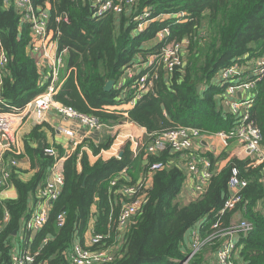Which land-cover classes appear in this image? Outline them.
I'll return each mask as SVG.
<instances>
[{"label":"trees","instance_id":"16d2710c","mask_svg":"<svg viewBox=\"0 0 264 264\" xmlns=\"http://www.w3.org/2000/svg\"><path fill=\"white\" fill-rule=\"evenodd\" d=\"M31 3L34 8L50 6L49 29L54 32L58 49L68 51V64L76 69L55 100L106 123L123 121L122 117L103 111V107L117 104L118 95L113 89L103 90L106 82H115L135 57L146 58L158 54L167 43L187 41L183 65L172 74L159 77L152 90L128 111V119L146 129L148 139L144 143L178 126L208 134L231 132L235 118L222 114L219 108L223 87L210 82L218 71L234 62L242 64L264 57V0H140L136 11L118 17V25L111 14L94 19L90 0H31ZM2 6L3 0H0V40L8 57L2 88L7 80L8 84L0 90V111L13 112L23 109L32 100L39 75L34 59L27 54L29 30L24 28L18 37L15 11ZM145 8L153 10V17L183 13L184 18L151 22L143 32L131 36L135 29L132 18ZM164 29L168 36L163 41L148 50L142 48ZM249 119L259 131L264 148V73L255 84ZM38 129L36 127L30 137H39ZM111 143L110 139L98 146L91 143L88 146L93 155H97ZM78 151L64 160L63 187L46 223L27 240L34 256L33 264H70L66 253L74 233L82 237L86 231L92 204L97 210L94 233L110 234V239L103 236L93 250L113 247L108 244L117 233L119 204L114 205L112 199L122 182L117 181L114 187L110 183L123 170L134 183L140 172L149 173V166L156 162H161L163 168L152 173L151 190L123 234L122 246L110 264H180L186 258L180 251L186 230L204 219L200 236L206 238L216 222L220 229L227 228L234 211L243 206L246 207L244 220L251 230L240 237L236 246L238 260L234 262L264 264V164L250 166V160L232 158L215 171V166L226 156L207 154L205 158L212 175L206 189L195 200L180 205L177 196L185 176L178 167L168 166V157L173 156L170 151H162L159 156L147 155L145 167L141 166V161L146 153L140 146L133 158L126 144L121 159H99L93 165L89 164L85 153L78 161ZM40 154L43 155V151ZM233 168L238 171L239 179L247 181V186L240 192L241 203L219 215L228 196L227 183ZM12 182L17 191L16 199L0 203V264H11L16 241L14 232L28 216V197L37 180L27 184L15 179ZM60 213H65L62 227L56 224ZM217 241L215 239L214 244ZM211 244L205 245L189 264H205L204 256L206 250L213 247H209Z\"/></svg>","mask_w":264,"mask_h":264},{"label":"built area","instance_id":"2783aa9c","mask_svg":"<svg viewBox=\"0 0 264 264\" xmlns=\"http://www.w3.org/2000/svg\"><path fill=\"white\" fill-rule=\"evenodd\" d=\"M140 0H90V8L92 17L96 20L104 18L109 14L121 15L128 13L129 15L136 11ZM49 8V5H46ZM45 8H34L31 0H3V7L13 9L18 17V29L27 28L29 30L28 48L31 54L36 58V64L39 66V87L41 92L34 96L25 107L19 111L1 112L0 111V164L3 163V156L10 155L9 165L15 167L17 158L20 155L18 147V139L16 130L22 121L30 115L41 117L46 111L54 110L60 117L77 121L82 127L88 129V133L98 131L102 128V123L94 116L84 115L72 107L65 106L57 102L54 97L62 86V80L66 78L65 57L66 49L57 50L54 40V32L48 29L49 15ZM153 10L145 8L140 13L133 16L132 21L135 25L136 33H141L151 22H161L168 19L184 18V14H174L166 16L153 17ZM168 36L166 29L158 32L157 37L161 41ZM187 46V41L170 42L164 45L161 51L155 55H148L145 61L141 59L140 64L133 67H142L145 72L138 77H134V71L127 69V79L119 83L118 88L121 89L122 96L129 99V104L133 106L143 95L151 91L156 80H158V72L161 70L166 75L172 74L177 68L183 65V52ZM8 57L1 45L0 40V86L4 76L6 75V66ZM244 67L249 69V76L246 75ZM264 73V57L251 62L248 66L243 64H232L227 68L221 69L213 78L212 84L216 86H225L227 97L224 98L228 103L232 116L235 118V125L231 132L219 133L223 143L226 145L231 139H237L248 155L251 156L250 166L264 164V148L261 146V136L259 131L249 119V110L253 103V96L246 100L231 101L235 92H253L256 82ZM234 80V81H233ZM62 134L74 137V131L63 129L59 130ZM203 133L191 127H174L161 134L154 136L152 140L145 146L139 144L133 137H129L135 146L134 155L138 152V147H142L147 155H158L162 151H170L183 157V163L189 173L194 174L198 183L194 189L197 193L202 192L203 188L211 178L210 163L206 158L198 157L192 152L193 146L200 140ZM115 143L112 149L120 146L123 142ZM78 142L77 144H79ZM44 155L53 158L54 164L51 166L50 178L40 192L39 209L28 219L23 221L24 229L28 232H38L46 223L48 215L53 203L60 195L64 178L59 169L58 163L68 157L66 154L63 158H57L56 152L52 148H45ZM163 168L161 162L153 163L149 166V173L158 171ZM10 171L0 170V189L3 188L10 179ZM228 188L236 191L228 199L224 201L223 207L219 211V215H223L225 211L232 210L241 202L240 192L246 187V180L238 178V171L233 168L231 170L228 181ZM111 185H115L112 181ZM144 184L137 183L134 185L124 186L122 195L126 198V202L121 206L118 218V229H125L134 219L135 215L144 205L143 193ZM4 220H8V214H4ZM65 222V213H60L56 217V224L62 227ZM213 232L201 239L196 234L192 237L190 251L185 260L180 264H189L194 256L208 244L213 245L214 240L229 238L234 235L245 236L251 226L245 220L229 225L225 229H220L216 222ZM104 239L102 235H94L92 245L96 246ZM217 241V242H218ZM234 245L231 240L225 241L222 246L217 249L216 257L218 264H234L231 260ZM115 247L108 249L90 250L75 246L70 255L71 264H110L114 261ZM34 256L31 254H17L11 258V264H33Z\"/></svg>","mask_w":264,"mask_h":264},{"label":"crops","instance_id":"0c3cea01","mask_svg":"<svg viewBox=\"0 0 264 264\" xmlns=\"http://www.w3.org/2000/svg\"><path fill=\"white\" fill-rule=\"evenodd\" d=\"M46 9H47V13H48L49 18H50L51 17V13H49L50 6H49V8L46 6ZM111 15L116 18V25H118V17L120 15H115V14H111ZM125 15H129V14L125 13ZM23 29L24 28L19 29V31L17 33L18 37H20ZM48 29H49V23H48ZM49 30L51 33H53V31L51 29H49ZM137 34L138 33H136L135 29H133L131 36H137ZM157 34L152 41L144 43L142 48L145 50H148V48H152L156 44H159L160 40L158 39ZM156 40L158 42H156ZM55 43H56V47H57L56 40H55ZM57 50H59L58 47H57ZM27 54H29V56L34 59L35 65H36V68L38 71L37 73L39 75V66L36 64V58L31 54L28 46H27ZM183 56H184V52H183ZM141 57L142 56L135 57L129 65L124 67L121 75L118 77V79L115 82H113V81H107L106 82V84L108 82H112V89L115 92L117 91L118 95L116 98L117 104H114L112 106L103 107V111L114 113L115 115L122 117L123 121H116V122L110 121L109 123H106V122L101 121L96 116V118L102 123L103 126L98 131L88 133L87 132L88 129H86L85 127H82L77 121L60 117L59 115L56 114V112L54 110H48L41 117H36L35 115L28 116L27 118H25L22 121V123L17 128V130H16L17 135L16 136L18 139V147H19L20 155L17 158V163H16L15 167H11L8 164L9 160H10L9 154L6 153L5 156H3V163L0 164V170L4 169L6 171H10L11 173H10V179L8 180L7 184L3 188L0 189V203L4 202L6 200L16 199L17 191H16V188L12 182L14 179L18 180L24 184L30 183L34 179H36L37 183H36V186L34 188V191L28 197V203H29L28 204V213H27L28 216L21 220L17 231L14 232V235L16 234V241L13 243L14 248H13V254H12L11 258L17 254H21V255L31 254L32 255V253L30 252V250L28 248L29 244L27 243V240L28 239L31 240L37 232L26 231L24 229V226H23V221L28 219L32 214H34L39 209V204L41 203V201H40L41 189L48 182V180L50 178L49 175H50L51 166L55 162V160L53 158H49V157L44 155V149L45 148H52L56 152L57 158H63L66 156V154H68V156H70V155L74 154L77 149H79V151L77 153L78 154L77 160L79 161L82 153H85L89 164L93 165L99 159L103 160V161H106L110 158L121 159V157L123 155V148L126 144L129 145V150L132 154V158L135 157L134 151H133L135 149V146L130 141V138H129L130 136L133 137V140H137V142L139 144L144 145V144L149 143V142L144 143V140L148 139L146 129L138 126L137 124L131 122L128 119V115H127L128 111L131 110L137 102L133 106H131L129 104V99L123 97L122 93H121V89L118 88L119 83H122L127 79V73H126L127 69H132L134 71V77L135 78L145 72V70L142 67H133L136 64H140L141 59H144L143 61H145L147 59V58H141ZM251 62L253 63V62H255V60L254 61H246L242 64L244 66H248ZM234 64H236V63L234 62ZM244 70H245L246 75L249 76L250 75L248 73L249 69L244 67ZM65 71L67 73L66 78L64 80H62V86L58 90L55 97L60 93L63 85L66 82V80L71 75H73L76 71L74 66H70L68 64V51H67V55L65 57ZM218 72L214 75V77L218 74ZM6 74H7V71H6ZM161 76L166 77V74L160 70L158 79ZM39 81H40V75H39V79L37 81V90L32 94V98L41 92V88L39 87ZM7 82H8V80L6 81V83ZM6 83L4 84L3 88L6 87L5 86ZM211 83L212 82H210V84ZM106 84L104 85V87L106 86ZM2 85L0 86L1 91L3 90ZM104 87H103V90H104ZM222 87H223L224 91H223V95L220 97V100H219V108L222 111V114L232 116V112H231L229 106L227 105L228 103H225V100H224V98L227 97L226 88H225V86H222ZM112 89H110L109 91H105V92H110ZM254 93H255V87H254L253 92H248V91L235 92V94L231 98V101L246 100L249 97L254 96ZM55 97H54V99H55ZM89 116H94V115H89ZM36 127H39V129L37 131V134L39 135V137L36 135L34 138H32V137H30V134L33 132V130ZM61 128L74 131V133H75L74 137H69L68 135L62 134L59 131ZM114 129H117L118 136L114 141H113V139H111L112 143H111L110 147L106 150H101L97 155H93L92 150L88 145L91 143L94 146H98V145L107 143L110 140V137L108 138V134L112 133V130H114ZM202 133H203V136L193 146L192 152L194 155H197L198 157H203V158H205V156L207 154H210V153H214L215 157L219 156L220 154H224L226 156L225 159L223 161L219 162L215 166V171L221 169L225 165V163L227 162L228 159L236 158L240 161H245V160L251 161L252 160L251 156L248 155V153L245 151L242 144L237 139H231L225 145L223 143V141L221 140V138L218 136L219 133H216V134H214V133L208 134L206 132H202ZM122 140L124 141V144L117 147V152L115 154L113 152L114 149H112L111 147L115 143V141H122ZM78 142H80V143L77 144ZM78 147H80V148H78ZM216 150H218L220 153L219 154L216 153ZM40 151H43V155L40 154ZM1 153H2V149L0 148V154ZM159 153L157 156L160 155ZM143 155L144 156H143V159L141 161V166L145 167L147 164V161H146L147 154H143ZM48 160H50V162H48ZM183 161H184L183 157H181L180 155H177V154H173L172 157H168V164H169L168 166L178 167L183 172V174L185 176V180L181 186L180 193L177 196V202L180 205H186L189 202L195 200L197 197H199L200 194H202L204 192V190L206 189V187L208 185V183H207L206 186L203 188L202 192L197 193L194 189L195 185L198 183L196 176L187 171L186 166L183 163ZM63 163H64V160H61L58 163V166H59V169L61 170L62 175H63ZM78 170H80V166H78ZM119 174H120V176L117 177V179L115 180V184L117 181L118 182L121 181L122 184L117 190H115L112 201H113L114 205L119 204V212H120L121 206L126 202V198L122 195V188L124 186H128V185H134L137 183L142 184L143 183L144 187H143V193L141 195H144V200H146L148 192L151 190V187H152L153 175L151 173H147V171L146 172H140L137 180L134 183H132L131 177L126 174L125 170L121 171ZM111 183H110V186L114 187L115 185H111ZM126 183H127V185H124ZM263 183H264V180H263ZM227 191H228V196L226 199H228L232 194L236 193V191H231L228 188V184H227ZM241 191H239V192H241ZM241 201H242V199H241ZM234 209H235V207H234ZM245 210H246V207L243 206L241 208H238L236 211H234V214L232 216V219H231V222L229 225H232V224H235V223H238V222L244 220ZM96 214H97L96 205L92 204V206L90 208V214H89V218H88L87 228H86V231L84 232L83 236L79 237L77 232H75L73 237H72L70 248H69L68 252L66 253V258H67L69 263H70L69 255L75 246H79L82 248L93 250V248H94V245H92L93 236L94 235H101V234H95L94 233L95 222H96L95 221V215ZM203 222H204V219L198 221L195 225L190 227L184 233L183 239H182V244H181V250H180V251H182V255L183 254L186 256L188 255V253L190 251V244L192 242V237L194 234H196L201 239H205V238H202L200 236V229L202 228L201 226H202ZM129 225L125 229H117V233L115 234V237L111 238V241H110L111 243L108 244L109 245L108 247L113 246L116 248V250H118V248L122 246L121 244L123 243V239H124L123 234L125 235ZM117 228H118V226H117ZM103 236H106V239L107 238L110 239V234H108V233L104 234ZM241 236H243V235H234V236H231L229 238H225V239L223 238L220 241H218L217 243H215L214 245H210L209 247H211V246H213V247L206 250V255L204 256L205 264H218L217 257H216V251L228 239L231 240L233 242V245H234L233 253L230 256L231 260L233 262L237 261L238 260V249L236 248V246H237L238 241L240 240ZM23 245H24V247H23ZM200 252H202V251H200ZM234 264H235V262H234Z\"/></svg>","mask_w":264,"mask_h":264},{"label":"rangeland","instance_id":"374dc122","mask_svg":"<svg viewBox=\"0 0 264 264\" xmlns=\"http://www.w3.org/2000/svg\"><path fill=\"white\" fill-rule=\"evenodd\" d=\"M156 42H158L157 40H156ZM148 49H150V48H148ZM117 136H118V131H117V129H114V130H112V133H109L108 134V138L110 137V139H113V141L117 138ZM119 142H121V141H117L116 143H119ZM122 142H123V144H124V141L122 140ZM122 144V145H123ZM121 146V145H120ZM113 152L116 154V152H117V146L114 148V150H113ZM215 152V151H214ZM216 153H220L218 150H216ZM239 223V222H238ZM202 250V249H201ZM200 250V251H201Z\"/></svg>","mask_w":264,"mask_h":264},{"label":"water","instance_id":"95a60500","mask_svg":"<svg viewBox=\"0 0 264 264\" xmlns=\"http://www.w3.org/2000/svg\"><path fill=\"white\" fill-rule=\"evenodd\" d=\"M110 89H112V82H108L106 84V86L104 87V91H109Z\"/></svg>","mask_w":264,"mask_h":264}]
</instances>
